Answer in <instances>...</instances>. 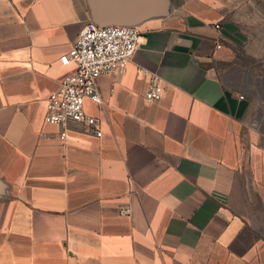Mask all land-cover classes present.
<instances>
[{"label":"crops","instance_id":"0c3cea01","mask_svg":"<svg viewBox=\"0 0 264 264\" xmlns=\"http://www.w3.org/2000/svg\"><path fill=\"white\" fill-rule=\"evenodd\" d=\"M226 3L109 0L140 39L84 102L101 137L62 138L45 100L97 26L89 0H0V264H264V71L237 58Z\"/></svg>","mask_w":264,"mask_h":264},{"label":"built area","instance_id":"2783aa9c","mask_svg":"<svg viewBox=\"0 0 264 264\" xmlns=\"http://www.w3.org/2000/svg\"><path fill=\"white\" fill-rule=\"evenodd\" d=\"M140 30L135 26L88 25L83 27L68 55L60 58L62 65L73 64V73L65 76L57 90L45 100L44 122L65 129L70 123H78L101 137L100 124L88 115L84 102L101 105L97 80L102 76L123 75L130 63L138 41ZM164 94L161 79L155 74L148 75L144 92L147 102H159Z\"/></svg>","mask_w":264,"mask_h":264},{"label":"rangeland","instance_id":"374dc122","mask_svg":"<svg viewBox=\"0 0 264 264\" xmlns=\"http://www.w3.org/2000/svg\"><path fill=\"white\" fill-rule=\"evenodd\" d=\"M223 16L233 30L237 58L264 71V0H227Z\"/></svg>","mask_w":264,"mask_h":264},{"label":"water","instance_id":"95a60500","mask_svg":"<svg viewBox=\"0 0 264 264\" xmlns=\"http://www.w3.org/2000/svg\"><path fill=\"white\" fill-rule=\"evenodd\" d=\"M109 0H89L92 19L97 26H105V25H117V26H134L133 19L135 14H128L127 12L124 14L111 15L108 17L105 13V10L102 6L108 3ZM126 1V0H119ZM135 3L137 0H132ZM136 12V11H134Z\"/></svg>","mask_w":264,"mask_h":264}]
</instances>
